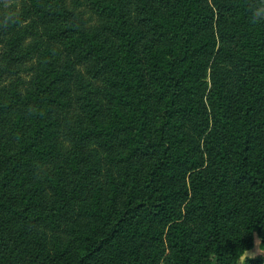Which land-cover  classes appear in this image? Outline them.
Masks as SVG:
<instances>
[{
  "label": "trees",
  "instance_id": "16d2710c",
  "mask_svg": "<svg viewBox=\"0 0 264 264\" xmlns=\"http://www.w3.org/2000/svg\"><path fill=\"white\" fill-rule=\"evenodd\" d=\"M29 1L0 22L8 68L41 51L31 91L17 82L0 99L2 116L14 110L0 149V264H19L36 231L12 227L25 215L12 192L50 158L63 160L54 201L21 192L24 209L48 207L54 221L86 195L49 264H239L255 232L264 248V0H88L96 25L79 0ZM28 19L54 47L24 48Z\"/></svg>",
  "mask_w": 264,
  "mask_h": 264
},
{
  "label": "rangeland",
  "instance_id": "374dc122",
  "mask_svg": "<svg viewBox=\"0 0 264 264\" xmlns=\"http://www.w3.org/2000/svg\"><path fill=\"white\" fill-rule=\"evenodd\" d=\"M83 6L79 8V12L84 15V19L88 21L89 25H96L98 23V17L95 15L89 4L88 0H79ZM30 5L29 0H0V22L2 23L4 16H7L9 13H20L23 14L27 6ZM72 7V6H71ZM14 15V14H13ZM18 15V16H19ZM33 18V17H32ZM6 19V18H5ZM25 26H32L30 32L32 35L27 36L24 40V48L27 46L38 45L41 47L49 48L54 47L53 45H49L47 41L44 40L43 34L45 27L38 23V21H34L32 19H28ZM3 39L2 37H0ZM0 39V99L5 101L10 100V88H12L15 83H19L21 96H24L25 93L31 91L32 81L34 76L39 72V57L40 50L35 47L32 50V54L25 59L22 64H15L13 67L8 68L7 62L5 61V46L1 42ZM4 40V39H3ZM60 48H55L54 52L57 54L60 52ZM27 50H25V53ZM87 67H80L79 72L85 76L86 80L87 76ZM17 72V73H14ZM98 86L99 83H96ZM69 99L71 101H75V96L70 95ZM13 112H6L4 116L0 113V149L3 148L5 150H9L10 145V135L9 128L11 123V117ZM56 117V115H55ZM79 117L77 111L75 109H71L68 113L69 120L72 119V125L76 126V118ZM78 127V126H77ZM57 137L55 138V142L57 144L58 150L62 153V155L67 158L71 155L74 150L73 139L71 138L74 134L67 129V122L62 121L60 127L57 131H55ZM49 143V142H48ZM14 148V147H13ZM62 158H50L49 162L44 163L41 161H36L33 164L32 172L30 173L29 182L26 183L22 191L13 190L12 194L14 198H16L14 202V206L21 211L25 212V215L21 218H18V221L12 223V227L16 232H31L32 230H36L34 234H31L25 239L23 246L21 248V258L23 260L19 261V264H33L35 260V256L40 258V260L45 264H49L51 256L55 255V250L53 249V244L55 243L57 238L61 239L62 244H67L73 240V235L71 234V230L74 224V217L79 212V210L84 206L85 202V193L78 197V199L72 198L69 200L66 207V210L61 211L58 217L54 218V221L51 219V211L48 207H34L33 205L29 207V209H24L25 206L22 203L21 192L25 196H32L38 202H43L46 204L52 203L55 199L54 189L55 183L59 180L58 172H54V166L60 164ZM64 174L65 182L70 179L68 175L69 172H62ZM41 188L38 192L36 187ZM49 216V217H48ZM81 224H85L90 222V219L80 218ZM16 223V224H15ZM82 232H88V229L83 228ZM264 258V248L261 245V240L258 237L257 232L254 233V248L244 254V256L239 260V264H244L245 261L249 258L257 259ZM40 264V263H39Z\"/></svg>",
  "mask_w": 264,
  "mask_h": 264
}]
</instances>
